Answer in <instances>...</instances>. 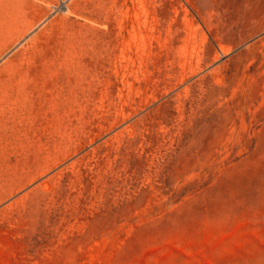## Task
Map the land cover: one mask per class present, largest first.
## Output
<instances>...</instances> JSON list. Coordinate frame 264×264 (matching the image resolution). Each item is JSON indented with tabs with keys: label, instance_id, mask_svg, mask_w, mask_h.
Here are the masks:
<instances>
[{
	"label": "rangeland",
	"instance_id": "rangeland-1",
	"mask_svg": "<svg viewBox=\"0 0 264 264\" xmlns=\"http://www.w3.org/2000/svg\"><path fill=\"white\" fill-rule=\"evenodd\" d=\"M0 264H264V0H0Z\"/></svg>",
	"mask_w": 264,
	"mask_h": 264
}]
</instances>
